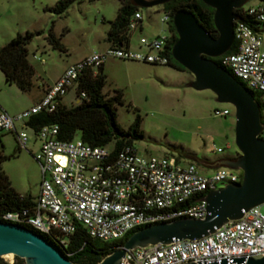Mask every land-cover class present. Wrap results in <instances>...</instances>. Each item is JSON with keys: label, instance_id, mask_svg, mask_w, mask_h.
I'll list each match as a JSON object with an SVG mask.
<instances>
[{"label": "built area", "instance_id": "obj_1", "mask_svg": "<svg viewBox=\"0 0 264 264\" xmlns=\"http://www.w3.org/2000/svg\"><path fill=\"white\" fill-rule=\"evenodd\" d=\"M254 16L257 26L264 23V0L245 8ZM169 11L163 10L161 34L141 35L139 46L108 44V47L88 54L68 64L50 84L42 97L29 108L10 114L0 106V130L12 131L19 148H26L29 136L22 123L29 127L39 143L34 158L39 163L41 180L39 192L30 207L7 211L3 218L27 225L58 244L66 245L79 225L90 236L112 241L139 226L169 221L182 216L204 217L210 190L241 180V170L227 166L215 167L202 173L197 166L180 163L171 156L142 155L133 145L114 152V146L93 145L79 136L59 137L57 124H45L37 130L27 120L40 111L52 112L59 99L75 87V103L86 96L76 92L77 79L84 73L96 75L98 67L109 57L169 64L167 47L171 35ZM142 13L136 10L129 19L131 33L142 30ZM262 38L251 24L238 18L234 25V42L225 53L215 57L230 68L243 84L258 93L264 124V49ZM34 56H36L34 54ZM220 115L228 108L215 109ZM264 138V126L259 134ZM228 147V145L226 146ZM216 151H223L218 146ZM221 184V186H219ZM264 254V213L254 206L237 219H230L213 232L194 239H176L126 251L121 264H195L232 263L237 258Z\"/></svg>", "mask_w": 264, "mask_h": 264}, {"label": "rangeland", "instance_id": "obj_2", "mask_svg": "<svg viewBox=\"0 0 264 264\" xmlns=\"http://www.w3.org/2000/svg\"><path fill=\"white\" fill-rule=\"evenodd\" d=\"M57 0H0V46L18 32L42 30L27 45L28 60L35 70L29 91L20 90L14 83L5 81L0 70V106L10 114L29 108L38 98L42 84H50L74 61L108 47L106 40L110 20L116 16L119 0H82L73 2L61 15L45 10ZM259 0H246L244 8L255 6ZM142 30L131 33L130 44L138 46L141 35L162 33L163 8L160 4L141 7ZM52 27L60 38L64 50L52 47L46 35ZM264 49V23L258 24ZM34 54L36 56H34ZM106 82L103 91L114 94L121 90L124 102L117 104V120L127 128L136 113L141 116L143 137L133 139L132 145L139 154L171 156L180 163H194L202 173L214 168L205 162L224 157H236L234 141V107L220 102L210 89H195L189 85L193 75L169 64H152L136 60L110 58L105 61ZM75 87L72 86L61 101L66 106L75 104ZM228 108L220 115L215 109ZM29 136L26 148H19L12 131L0 130V147L7 158L1 168L12 187L22 195L37 196L41 180L39 163L33 153L38 142L33 131L17 124ZM113 142L108 143L111 147ZM228 145V147H226ZM223 151H216V147ZM221 186V184H219ZM264 213V203L260 205ZM2 258L9 263L15 256Z\"/></svg>", "mask_w": 264, "mask_h": 264}, {"label": "water", "instance_id": "obj_3", "mask_svg": "<svg viewBox=\"0 0 264 264\" xmlns=\"http://www.w3.org/2000/svg\"><path fill=\"white\" fill-rule=\"evenodd\" d=\"M132 1L139 7H149L169 0ZM203 1L214 8L213 21L218 35L212 36L192 10L180 8L172 16L177 38L171 46V54L193 75L189 82L191 87L210 89L218 101L233 105L234 141L239 154L220 158L215 165L241 170V180L208 191L204 196L207 202L204 217L182 216L143 225L96 264H121L126 251L135 247L200 238L264 203V138L259 136L264 126L261 105L249 88L214 59L231 48L235 20L239 18L235 9L243 6L246 0ZM7 253L23 258L25 264H75L36 231L0 220V257ZM220 264H264V254L237 258L232 263L222 260Z\"/></svg>", "mask_w": 264, "mask_h": 264}, {"label": "trees", "instance_id": "obj_4", "mask_svg": "<svg viewBox=\"0 0 264 264\" xmlns=\"http://www.w3.org/2000/svg\"><path fill=\"white\" fill-rule=\"evenodd\" d=\"M75 1L82 0H57L55 4L46 6L44 9L61 15ZM119 1L120 6L117 9L116 16L113 20L109 21L110 26L107 30L106 40L109 44L128 45L130 39L128 29L130 16L141 7L137 6L132 0ZM161 6L163 10L169 11L170 18L180 8L192 10L200 23L212 36L216 37L218 35L213 21L214 8L203 0H169ZM235 11L240 19L248 22L258 30L257 21L254 16L248 14L244 6L236 8ZM170 31L171 35L167 43L170 52L169 65L178 70L188 71L171 54V46L177 38L172 19H170ZM41 33H43L42 30L18 32L4 45L0 46V70L5 76V81L14 83L22 91H29L31 89L35 74L34 67L28 60L27 45L35 35ZM46 38L52 47L60 50L65 49L60 38L53 32L52 27ZM214 59L218 64L232 73L230 68L223 65L218 58ZM236 78L242 82L238 77ZM105 82L106 74L102 63L98 67L96 75L86 72L77 79L76 92L79 93L80 90H83L86 93V96L81 98L80 102L66 106L60 98L55 110L52 112L40 111L33 114L27 120L28 126L37 130L45 124H57L59 126L58 135L62 139H71L79 136L83 141L93 145H106L113 142L114 152L125 145H132L133 139L143 137V131L140 127L141 116L139 113H136L133 121L127 128L121 126L117 120V104L124 102L123 94L119 89H116L114 94L111 95L104 92L103 87ZM250 92L261 105L258 93L252 90ZM6 158L7 155L3 153L0 147V220L10 222L2 217L3 214L7 211H19L24 207H30L33 204L34 197L22 195L12 187L8 176L1 168V164ZM26 227L34 230L27 225ZM141 227L139 226L130 230L119 239L104 241L90 236L85 227L79 225L70 236L69 242L66 245L58 244L49 236L41 235L73 263L96 264L105 255L122 245L124 240L133 231ZM0 264H25V261L23 258L15 255V260L12 263L0 257Z\"/></svg>", "mask_w": 264, "mask_h": 264}, {"label": "crops", "instance_id": "obj_5", "mask_svg": "<svg viewBox=\"0 0 264 264\" xmlns=\"http://www.w3.org/2000/svg\"><path fill=\"white\" fill-rule=\"evenodd\" d=\"M138 30L141 31L140 29H138ZM108 44H109V43H108ZM130 45H131V44H130ZM138 46H139V44H138ZM138 46H137V47H138ZM137 47H135V48H137ZM110 58L113 59V58H115V57H110ZM107 59H109V58H107ZM107 59H106V60H107ZM106 60H105V61H106ZM105 61H104V63H103V66H104V67L106 66V65H105ZM57 77H59V75H58ZM57 77H56V78H57ZM56 78H54V80H55ZM192 79H193V77L191 78V80H192ZM54 80H53V81H54ZM191 80H190V81H191ZM53 81H52V82H53ZM190 81H189V82H190ZM45 85H46V84H42V87L40 88L39 95H38V98L36 99V101H38V100L42 97L43 92H44V87H45ZM36 101H35V102H36ZM216 161H217V160H216ZM216 161H214V162H205V164H206L207 166H209V167L215 168V167H217V166L215 165Z\"/></svg>", "mask_w": 264, "mask_h": 264}, {"label": "bare ground", "instance_id": "obj_6", "mask_svg": "<svg viewBox=\"0 0 264 264\" xmlns=\"http://www.w3.org/2000/svg\"><path fill=\"white\" fill-rule=\"evenodd\" d=\"M4 256H5V258H6V257L11 258V257H12V254H11V253H7V254H4Z\"/></svg>", "mask_w": 264, "mask_h": 264}]
</instances>
